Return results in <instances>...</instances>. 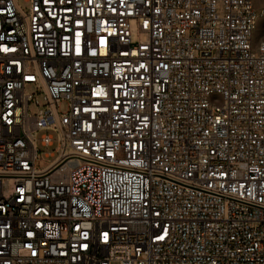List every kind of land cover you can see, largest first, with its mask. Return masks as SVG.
Instances as JSON below:
<instances>
[{"label":"built area","instance_id":"obj_1","mask_svg":"<svg viewBox=\"0 0 264 264\" xmlns=\"http://www.w3.org/2000/svg\"><path fill=\"white\" fill-rule=\"evenodd\" d=\"M25 1L0 0V264H264L252 0Z\"/></svg>","mask_w":264,"mask_h":264},{"label":"rangeland","instance_id":"obj_2","mask_svg":"<svg viewBox=\"0 0 264 264\" xmlns=\"http://www.w3.org/2000/svg\"><path fill=\"white\" fill-rule=\"evenodd\" d=\"M18 3L22 6V8L24 10H27L28 4L25 0H17ZM255 9L259 12V16L257 19V26H256V30L254 33V38L258 39V38H264V0H252ZM130 26H131V30H132V42L135 43L137 41V27H136V21L134 19H132L130 21ZM27 91L30 93H34V87L31 84H28L27 86ZM36 98L39 100V102L42 104V100H41V96L40 95H36ZM30 112L31 114H36L37 113V106L32 102L30 103ZM67 108V105L65 102H61L58 105V110L60 112H64ZM43 133H45V131H41L38 133L37 139L39 141L41 135H43ZM49 134L52 135L53 141L51 143V145L49 146H42L40 144V142H38V148L40 151H42L43 153L45 152H51V151H55L56 146H57V135L55 132L53 131H49ZM52 157H46L47 160H50ZM42 164V163H41Z\"/></svg>","mask_w":264,"mask_h":264},{"label":"snow or ice","instance_id":"obj_3","mask_svg":"<svg viewBox=\"0 0 264 264\" xmlns=\"http://www.w3.org/2000/svg\"><path fill=\"white\" fill-rule=\"evenodd\" d=\"M162 238V237H161Z\"/></svg>","mask_w":264,"mask_h":264}]
</instances>
